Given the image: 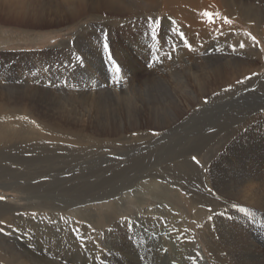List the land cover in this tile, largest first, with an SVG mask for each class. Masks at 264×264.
<instances>
[{
    "label": "rangeland",
    "instance_id": "rangeland-1",
    "mask_svg": "<svg viewBox=\"0 0 264 264\" xmlns=\"http://www.w3.org/2000/svg\"><path fill=\"white\" fill-rule=\"evenodd\" d=\"M31 1L37 8L14 3L0 8V130L5 129L0 139L1 263L221 264V259L234 264L232 250L224 246L236 225L234 199L227 194L235 189L238 195L240 176L229 161L246 168L264 150V2H250L257 13L252 28L229 18L226 29L237 30V36L220 30L204 39L189 34V25L163 11L145 13L137 21L131 14H114V0H91L90 6L85 0ZM17 11L23 22L14 20ZM240 34L256 38L262 53L259 60L254 57L256 62ZM140 37L141 47L133 42L127 49V40ZM62 40L70 41L66 48H54ZM208 72L217 74L213 78ZM112 104L120 111L114 122L108 117ZM235 137L239 145L218 157ZM227 157L221 172L236 186L222 195L209 185L216 166ZM221 222L224 237L217 231ZM26 256L35 261L29 263Z\"/></svg>",
    "mask_w": 264,
    "mask_h": 264
},
{
    "label": "bare ground",
    "instance_id": "bare-ground-1",
    "mask_svg": "<svg viewBox=\"0 0 264 264\" xmlns=\"http://www.w3.org/2000/svg\"><path fill=\"white\" fill-rule=\"evenodd\" d=\"M17 1L18 0H0V8L2 7V8H5V5L7 6H12L11 4L12 3H14L15 5V7H19V6H21V5H24V6H32L33 5V2L30 0H20L19 2H18V4H17ZM46 2V0H36V1H34V2ZM55 1V0H54ZM58 1V0H57ZM56 1V2H57ZM63 1H65V3H67L69 0H63ZM83 1L84 0H82V3H83ZM86 1H87V5H89L90 6V2H91V0H85V4H86ZM97 1V4H100V3H98L99 2V0H96ZM108 1V0H107ZM116 3H115V8H114V14L115 13H118L117 11H119V12H121L120 14L121 15H124V14H127V15H130L131 14V16H133L132 17V19L134 20V21H137L138 19H140V17H143V15L145 14V13H149V12H151V13H153V12H161V11H163V12H165L166 14H169L170 16H171V18L173 19V21H176V19L178 20L179 19V21L180 20H182V22H184V23H186L187 25H189L188 26V33L189 34H192L193 36H195V37H198V38H207V37H214L215 35L217 36V34H219L220 33V30H227L226 31V35H228V37H235V36H237L238 34H239V32L237 31V30H229V29H226V28H228V26H229V23H225L224 22V18L226 17L227 19H229V18H231V19H237L238 21H240V22H238V23H242L241 21H243V23L244 24H250L249 26H251V28H252V25H253V23L255 22L254 21V19H257L256 17V11H255V8L253 9L252 8V6H251V4H250V2H251V0H114ZM253 1H257V0H253ZM261 1H263L264 2V0H261ZM61 2H62V0H61ZM94 2V1H93ZM74 3V2H73ZM55 4V3H54ZM57 4V3H56ZM69 4V3H68ZM76 4H78V3H76ZM93 4V3H92ZM114 4V3H113ZM18 5V6H17ZM39 5V4H38ZM62 6H66V5H63V4H61ZM94 5V4H93ZM45 6H46V4H45ZM58 6V5H57ZM61 6V7H62ZM32 7H36V6H32ZM53 7V6H52ZM60 7V6H59ZM109 7H111V6H109ZM257 7V6H256ZM8 8V7H7ZM27 8V7H26ZM31 8V7H30ZM37 8V7H36ZM56 8V7H55ZM74 8V7H73ZM76 8H79V7H76ZM107 8V7H106ZM112 8V7H111ZM14 9V8H13ZM27 9H29V8H27ZM100 9V8H99ZM260 9V8H259ZM11 10V9H10ZM17 10V9H16ZM54 11H55V9H53ZM52 10V11H53ZM66 10V9H65ZM77 10V9H76ZM81 10V9H80ZM85 10V9H84ZM108 10V9H107ZM112 10V9H111ZM261 10V9H260ZM20 11H21V8H20ZM23 11V10H22ZM21 11V12H22ZM59 11V10H58ZM62 11V10H61ZM67 11V10H66ZM71 11H73L72 9H70V11L69 12H71ZM86 11V10H85ZM85 11H84V13H85ZM102 11V10H101ZM40 12V11H39ZM42 12V11H41ZM40 12V13H41ZM57 12V11H56ZM60 12V11H59ZM79 12V11H78ZM204 12H208L209 14H210V16L209 17H206V16H204L203 15V13ZM16 14H14L13 15V17H14V20H20V21H22L23 22V20L25 19H23V17H20V15L18 16V14H19V12L17 11V12H15ZM83 13V14H84ZM103 13H105V12H103ZM123 13V14H122ZM217 13H218V15H217ZM259 13H261V12H259ZM21 14V13H20ZM65 14V13H64ZM69 14H71V13H69ZM81 14V13H80ZM156 14V13H155ZM263 14V13H262ZM39 15V14H38ZM40 15H43V14H40ZM57 15V14H56ZM55 15V16H56ZM63 15V14H62ZM72 15V14H71ZM70 15V16H71ZM76 15V14H75ZM89 15V14H88ZM149 15H151V14H149ZM153 15V14H152ZM25 16H26V14H25ZM54 16V15H53ZM60 16V15H59ZM67 16V15H66ZM69 16V15H68ZM84 16H86L87 17V15H84ZM83 16V17H84ZM93 16V15H92ZM61 17V16H60ZM59 17V18H60ZM91 17V16H90ZM259 17V16H258ZM71 18V17H70ZM100 18V17H99ZM103 18V17H102ZM57 19V18H56ZM61 19H63V17L61 18ZM66 19V18H65ZM78 19V18H77ZM104 19V18H103ZM107 19V18H106ZM72 20V19H71ZM80 20V19H79ZM26 21V20H25ZM73 21V20H72ZM117 21H118V19H117ZM262 21V20H261ZM120 22V21H119ZM120 24V23H119ZM176 24V23H175ZM185 24V25H186ZM255 24V23H254ZM258 24V23H257ZM178 25V24H177ZM176 25V26H177ZM181 25V24H180ZM242 25V24H241ZM83 26V27H82ZM80 28L81 29H83V30H85L86 29V32H87V27H85L84 25H82ZM125 26V25H124ZM182 26V25H181ZM255 26V25H254ZM232 27V26H231ZM245 27V26H244ZM258 27H260V26H258ZM233 28V27H232ZM237 28V27H236ZM254 28V27H253ZM94 29V28H93ZM240 29V28H239ZM241 30V29H240ZM239 30V31H240ZM254 30V29H253ZM257 30V29H256ZM264 30V29H263ZM263 30H262V32H263ZM236 31V32H235ZM222 32V31H221ZM79 33H81V32H77L74 36H78L79 35ZM245 33V32H244ZM247 33V32H246ZM87 34V33H86ZM84 35V34H83ZM261 35V34H260ZM81 36V35H80ZM87 36V35H86ZM240 36L242 37V38H244L245 39V42L248 44V46L250 47H248V49H247V52H248V54L250 55V57H252V59H253V61H254V57H257V59H258V57H261V54L262 53H260V51L256 48V42H254L252 39L250 40L248 37H244V34H240ZM253 37V36H252ZM261 37H262V39H264L263 38V36L261 35ZM241 39V38H240ZM259 39V38H258ZM73 41V40H72ZM81 41V40H80ZM86 41V40H85ZM128 41H129V44H127L128 43ZM142 41H143V37H140V38H137L136 40H132V38H130L129 40H127V42L125 43L126 44V47H127V49L129 48V49H131V44L134 42V44L135 45H139L140 47L142 46ZM244 41V40H243ZM69 42L70 41H68V40H62V41H60L59 42V44L56 46V47H54V48H61L62 49V47L64 46H66V45H68L69 44ZM92 42V41H91ZM90 42V43H91ZM71 44V43H70ZM75 44H76V42H75ZM81 44V43H80ZM84 44V43H83ZM76 46V45H75ZM122 46V45H121ZM69 47V46H68ZM66 48V47H65ZM73 48L74 47H72V50H73ZM123 48H124V46H123ZM245 49H246V47H245ZM48 50H54V49H48ZM60 50V49H59ZM139 50V49H138ZM55 51V50H54ZM119 51V50H118ZM64 52H65V50H64ZM125 52H127V51H125ZM136 52V51H135ZM50 53V52H49ZM54 54V53H53ZM57 54H60V53H57ZM65 54V53H64ZM45 55V54H44ZM47 56V55H46ZM55 56V55H54ZM128 56V55H127ZM58 57V56H57ZM238 57H240V55L238 56ZM243 57V56H242ZM246 57H248V55L246 56ZM47 58V57H46ZM49 58H50V56H49ZM132 59V58H131ZM249 59V58H248ZM248 59H247V61H246V65H248V67L250 66V68L249 69H251V67H253L254 65H252L251 63H252V61H251V63L250 64H248L249 62H248ZM52 60V59H51ZM130 60V59H129ZM195 60V59H194ZM232 60V59H231ZM236 60V59H235ZM245 60V59H244ZM259 60V59H258ZM248 62V63H247ZM254 62H256V61H254ZM253 62V64H255ZM258 62V61H257ZM125 63V62H124ZM126 63L127 64H129L130 62L127 60L126 61ZM188 63H190V62H188ZM187 63V64H188ZM192 63V62H191ZM201 63V62H200ZM240 63V62H239ZM263 63V62H262ZM137 63H132V67H133V65H136ZM199 64V63H198ZM242 64V63H241ZM261 64V63H260ZM201 65V64H200ZM200 65H199V67H200ZM229 65V64H228ZM242 65H244V64H242ZM245 65V66H246ZM137 66H138V64L136 65V68H137ZM192 66V65H191ZM198 66V65H197ZM202 66H204V65H202ZM201 66V67H202ZM233 66V65H232ZM238 66V65H237ZM183 67V66H182ZM199 67L197 68V69H199ZM247 67V68H248ZM263 68H264V65L262 66ZM135 68V69H136ZM233 68H235V67H233ZM185 69V68H184ZM259 69V68H258ZM261 69V68H260ZM259 69V70H260ZM134 70V68H131V71H133ZM142 70V69H141ZM140 70V71H141ZM232 70V69H231ZM246 70H248V69H246ZM259 70H256V71H259ZM198 71H200V70H198ZM205 71V70H204ZM191 72V71H190ZM222 72V71H221ZM136 73V72H135ZM189 73V72H188ZM195 73V72H194ZM193 73V74H194ZM197 73V72H196ZM195 73V74H196ZM200 73H202V72H200ZM200 73H198V74H200ZM209 73V72H208ZM211 73V72H210ZM209 73V74H210ZM214 73H216V72H214ZM214 73H211L212 74V76H213V74ZM217 73H218V71H217ZM216 73V74H217ZM224 73V72H223ZM226 73V72H225ZM236 73V72H235ZM250 73H253V72H250ZM168 74H170V73H168ZM204 74V73H203ZM208 74V75H209ZM210 74V75H211ZM228 74V73H227ZM242 74H244V73H242ZM190 75V74H189ZM189 75H187V76H189ZM210 75H209V77H210ZM218 75L220 76V74L218 73L217 74V78H218ZM226 75V74H225ZM231 75V74H230ZM258 75V74H257ZM260 75V74H259ZM192 76V75H191ZM197 76V75H196ZM202 76V75H201ZM214 76H216L215 74H214ZM214 76H213V78H214ZM195 77V76H194ZM194 77H193V79H194ZM231 77V76H230ZM234 77V76H233ZM245 76L243 75V78H244ZM261 77V76H260ZM200 80H202L203 78H200V76L198 77ZM206 78V77H205ZM216 78V77H215ZM216 78V79H217ZM225 78V77H224ZM238 78H239V76H238ZM256 78V77H255ZM264 78V77H263ZM189 79H191V77H189ZM192 79V80H193ZM219 79V78H218ZM217 79V80H218ZM221 79V78H220ZM151 80V79H150ZM195 80V79H194ZM210 80H212V79H210ZM209 80V81H210ZM229 80V79H228ZM260 80V79H259ZM263 80V79H262ZM190 81V80H189ZM188 81V82H189ZM196 81V80H195ZM195 81H193V82H195ZM198 81V80H197ZM204 81V80H203ZM206 81V80H205ZM216 81V80H215ZM221 81V80H220ZM261 81V80H260ZM146 83H148L149 82V79H147L146 81H145ZM187 82V81H186ZM199 82H201V81H199ZM212 82V81H211ZM224 82V81H223ZM236 82V81H235ZM174 83V82H173ZM190 83V82H189ZM188 83V84H189ZM197 83V82H196ZM207 83H208V79H207ZM141 84V83H140ZM155 84V83H154ZM175 84V83H174ZM182 84V83H181ZM181 84H180V86H181ZM205 84H206V82H205ZM254 84V83H253ZM150 85V84H149ZM186 85H187V83H186ZM201 84H199V86H200ZM202 85H204L203 84V82H202ZM223 85H226V84H223ZM256 85V84H255ZM143 86H145V85H143ZM142 86V87H143ZM197 86V85H196ZM209 86V85H208ZM214 86V85H213ZM217 86V85H216ZM136 87V86H135ZM134 87V88H135ZM179 87V86H178ZM183 87V86H182ZM198 87V86H197ZM201 87H203V88H205L204 86H201ZM200 87V88H201ZM215 87V86H214ZM218 87V86H217ZM221 87V86H220ZM149 88V87H148ZM165 89H166V87H164ZM177 88V87H176ZM184 88V87H183ZM199 88V87H198ZM206 88H207V86H206ZM205 88V89H206ZM216 88V87H215ZM138 89V88H137ZM145 89V88H144ZM187 89H188V87H187ZM202 89V88H201ZM213 89V88H212ZM151 90V89H150ZM169 90V89H168ZM168 90H167V93H169L168 92ZM176 90V89H175ZM215 90V89H214ZM30 91V90H29ZM237 91V90H236ZM144 92V91H143ZM143 92H142V94H143ZM156 92V91H155ZM160 92V91H159ZM206 92V91H205ZM211 92V91H210ZM215 92V91H214ZM27 93V91L25 92V94ZM36 93H37V91H36ZM36 93L34 94L33 93V95H35V97H36ZM131 93V92H130ZM129 93V94H130ZM171 93V92H170ZM177 92L175 91V94H176ZM179 93V92H178ZM240 93V92H239ZM244 93V92H243ZM24 93H23V95H25ZM144 94H145V92H144ZM143 94V95H144ZM147 92H146V96H147ZM149 94H150V92H149ZM174 94V93H173ZM174 94V95H175ZM203 94H205L204 92H203ZM30 95V94H29ZM39 95V93H37V96ZM131 95H132V93H131ZM142 95V96H143ZM178 95H180V93L178 94ZM177 95V96H178ZM182 95V94H181ZM184 95H186L185 93H184ZM241 95V94H240ZM41 95H39V98L38 99H43V97H40ZM89 96V95H88ZM99 96V95H98ZM104 96H106V95H104ZM108 96H109V94H108ZM108 96H106V97H108ZM141 96V97H142ZM176 96V97H177ZM238 96V95H237ZM26 97H27V100H28V97H30V96H27V94H26ZM53 97V96H52ZM51 97V98H52ZM61 97V96H60ZM70 97V96H69ZM86 97H87V95H86ZM86 97H84V98H86ZM94 97V96H93ZM130 97V96H129ZM128 97V98H129ZM144 97V96H143ZM159 97V96H158ZM182 97H184L183 95H182ZM33 98H34V96H33ZM75 98V97H74ZM79 98V97H78ZM78 98H77V101H78ZM90 98V97H89ZM101 98V97H100ZM112 98V97H111ZM131 98V97H130ZM146 98V97H145ZM150 98H151V96H150ZM149 98V99H150ZM234 98V97H233ZM240 98V97H239ZM242 98H243V96H242ZM30 99V98H29ZM63 99V98H62ZM97 99H99L98 97H97ZM108 99H110V98H108ZM107 99V100H108ZM113 99V98H112ZM141 99V98H140ZM168 99V98H167ZM180 99V98H179ZM182 99V98H181ZM180 99V100H181ZM235 99V98H234ZM238 99V98H237ZM26 100V99H25ZM57 100V99H56ZM71 100V99H70ZM76 100V99H75ZM79 100H81V99H79ZM92 100H93V98H92ZM106 100V99H105ZM104 100V101H105ZM169 100V99H168ZM183 100V99H182ZM227 100V99H226ZM239 100H241V99H239ZM238 100V101H239ZM243 100V99H242ZM28 101H30L31 102V100H28ZM58 101V100H57ZM72 101H73V99H72ZM83 101V100H82ZM96 101V100H95ZM100 101V100H99ZM128 101H129V99H128ZM135 101H137L136 99H135ZM157 101V100H156ZM177 101V100H176ZM236 101V100H235ZM29 102V103H30ZM35 102V101H34ZM36 102H40V101H36ZM43 102V101H42ZM47 102V101H46ZM71 102V101H70ZM87 102H88V100H87ZM86 102V103H87ZM102 102V101H101ZM100 102V103H101ZM120 102V101H119ZM125 102V101H124ZM155 102V101H154ZM158 102V101H157ZM178 102V101H177ZM180 102V101H179ZM178 102V103H179ZM182 102V101H181ZM225 102V101H224ZM41 103V102H40ZM48 103V102H47ZM47 103H45L46 105H48ZM68 103V102H67ZM77 103V102H76ZM82 103V102H81ZM84 103V102H83ZM82 103V104H83ZM89 104H90V102H88ZM97 105H98V102H95ZM109 103V102H108ZM115 102L113 101V104H114ZM117 103V102H116ZM131 103H133V101H131ZM138 103V102H137ZM184 103V102H183ZM226 103H228V102H226ZM231 103V102H230ZM32 104V103H31ZM30 104V105H31ZM37 104V103H36ZM39 104V103H38ZM42 104H44V103H42ZM66 104V103H65ZM68 104H70V103H68ZM75 104V103H74ZM73 104V105H74ZM80 104V103H79ZM79 104L77 105V106H79ZM85 104V103H84ZM92 104V103H91ZM90 104V105H91ZM111 105V107L112 108H114L113 109V113L111 114V116H108V117H112V121H113V116L114 115H116L117 116V114L119 115V110H118V105H122V104H124L123 103V101H122V103L120 104V103H118V105L116 104V105ZM158 104V103H157ZM180 104V103H179ZM17 105V104H16ZM40 105V104H39ZM50 105V104H49ZM60 105H62V106H64V104H60ZM72 105V106H73ZM81 105V104H80ZM87 105V104H86ZM86 105H84V106H86ZM93 105H95V104H93ZM100 105V104H99ZM104 105V104H103ZM181 105V104H180ZM183 105V104H182ZM236 105H238L237 103H236ZM23 106H25V105H23ZM37 106V105H36ZM42 106V105H41ZM44 106V105H43ZM70 106V105H69ZM92 106V105H91ZM96 106V105H95ZM94 106V107H95ZM118 106V107H117ZM129 106H130V104H129ZM139 106V105H138ZM145 106V105H144ZM147 106V105H146ZM157 106V105H156ZM177 107H181V108H183L184 109V107H182V106H178V104L176 105ZM185 106V105H184ZM25 107H27V104H26V106ZM50 107V106H49ZM74 107H76V106H74ZM93 107V106H92ZM97 107V106H96ZM121 107H123V106H121ZM120 107V109H122V110H124L123 108H121ZM148 107V106H147ZM151 107V106H150ZM160 107V106H159ZM168 107V106H167ZM186 107V106H185ZM238 107H239V105H238ZM11 108V107H10ZM9 108V109H10ZM12 108H14V106L12 107ZM12 108H11V110H12ZM43 108V107H42ZM41 108V109H42ZM62 108V107H61ZM79 108H80V106H79ZM86 108V107H85ZM100 108V107H99ZM105 108H106V106H105ZM104 108V109H105ZM139 108V107H138ZM145 108V107H144ZM187 108H188V106H187ZM1 109V108H0ZM6 109V108H5ZM14 109H16V107L14 108ZM27 109H28V107H27ZM37 109H38V107H37ZM44 109V108H43ZM97 109V108H96ZM104 109H103V111H104ZM109 109V108H108ZM146 109V108H145ZM150 109V108H149ZM186 109V108H185ZM189 109V108H188ZM247 109V108H246ZM10 110V111H11ZM50 110V109H49ZM94 110H95V108H94ZM93 110V111H94ZM112 110V109H111ZM115 110V111H114ZM136 110V109H135ZM151 110H152V108H151ZM158 111H157V114H158V112H159V109H157ZM160 110H162V113L164 112L163 110V108H161ZM172 110V109H171ZM178 110H180V108L178 109ZM190 110V109H189ZM229 110V109H228ZM1 111V110H0ZM31 111V110H30ZM90 111V110H89ZM102 111V112H103ZM153 111V110H152ZM156 111V110H155ZM154 111V113H156ZM183 111V110H182ZM246 111V110H245ZM248 111V110H247ZM21 112V111H20ZM24 112V111H23ZM32 112V111H31ZM30 112V113H31ZM91 112H92V108H91ZM90 112V113H91ZM133 112V111H132ZM140 112V111H139ZM185 112H187V111H185ZM28 112H26V114H27ZM30 113H28V114H30ZM39 113V112H38ZM97 115H96V117H99V115H100V111H99V109L97 110ZM122 113V112H121ZM126 113V112H125ZM152 113V112H151ZM150 113V114H151ZM161 113V112H160ZM180 113V112H179ZM183 113H184V111H183ZM240 113V112H239ZM27 114V116H29ZM34 114V113H33ZM41 114H43V113H41ZM94 114V113H93ZM104 114V113H103ZM149 114V115H150ZM153 114V113H152ZM151 114V115H152ZM164 114H165V116H166V113L164 112ZM186 114V113H185ZM225 114H227V113H225ZM232 114V113H231ZM250 114V113H249ZM10 115V114H9ZM43 115H45V114H43ZM49 115V114H48ZM105 115V114H104ZM107 115V114H106ZM108 115H110V114H108ZM123 115V114H122ZM125 115V114H124ZM133 115V114H132ZM140 115V114H139ZM154 115V114H153ZM161 115V114H160ZM174 115V114H173ZM23 116V115H22ZM35 116V115H34ZM102 116V115H101ZM116 116H115V119H116ZM137 116V115H136ZM143 116H145V115H143ZM143 116H142V118H143ZM164 116V117H165ZM181 116V115H180ZM183 116V118L186 116V115H182ZM89 118H91L92 117V115H89L88 116ZM126 117V116H125ZM140 117V116H139ZM233 117V116H232ZM231 117V118H232ZM250 117V116H249ZM260 117V116H259ZM24 118H25V116H24ZM32 117H30V119H31ZM34 118V117H33ZM93 119H94V116L92 117ZM101 118V117H100ZM104 118V117H103ZM123 118V117H122ZM130 118H132V117H130ZM145 118V117H144ZM149 118V117H148ZM181 118V117H180ZM224 118V117H223ZM256 118V117H255ZM12 119V118H11ZM29 119V118H28ZM46 119V118H45ZM111 119V118H110ZM110 119H109V121H110ZM117 119H119V117L117 118ZM126 119H127V117H126ZM129 119V118H128ZM138 119V118H137ZM156 119V118H155ZM165 120H166V118H164ZM177 119V118H176ZM176 119H174V121L176 120ZM227 119V118H226ZM5 120V119H4ZM4 120H3V122H4ZM21 120V119H20ZM49 120V119H48ZM52 120V119H51ZM51 120H49V121H51ZM54 120V119H53ZM84 120L86 121L87 119H85L84 118ZM90 120V119H89ZM88 120V121H89ZM96 120H98V119H96ZM104 120H105V118H104ZM148 120V119H147ZM170 120V119H169ZM179 120L180 119H177L176 120V122L177 123H181V122H183V121H181V122H179ZM232 120V119H231ZM14 121V120H13ZM13 121H11V122H13ZM93 121V120H92ZM92 121H90V122H92ZM99 121H100V119H99ZM102 121V120H101ZM108 121V122H109ZM110 122V123H112L111 125H113V122ZM121 121V120H120ZM128 121V123L130 122L129 120H127ZM164 121V120H163ZM171 121H172V119H171ZM1 122V121H0ZM9 122V121H8ZM18 122V121H17ZM20 122H22V121H20ZM37 122V121H36ZM97 123H98V121H96ZM108 122H107V125H108ZM116 122L118 123L119 121H117L116 120ZM161 122V121H160ZM166 122V121H165ZM228 122V121H227ZM232 122V121H231ZM251 122V121H250ZM260 122H262V121H260ZM93 123V122H92ZM94 123H95V121H94ZM120 123H123V122H120ZM119 123V124H120ZM184 123V122H183ZM233 123V122H232ZM234 123H235V121H234ZM6 124H8V123H6ZM10 124V123H9ZM23 124V123H22ZM51 124H53L52 122H51ZM76 124V123H75ZM86 124V123H85ZM104 124V123H103ZM124 124V123H123ZM126 124V123H125ZM138 124V123H137ZM136 124V125H137ZM185 124V123H184ZM183 124V125H184ZM251 124V123H250ZM5 125V124H4ZM98 125V124H97ZM116 125V124H115ZM118 125V124H117ZM171 125V124H170ZM172 125H174V124H172ZM182 125V124H181ZM248 125H249V122H248ZM260 125V124H259ZM3 126V125H2ZM109 126V125H108ZM114 126V125H113ZM113 126H112V128H113ZM123 126V125H122ZM121 126V127H122ZM135 126V125H134ZM138 126V125H137ZM164 126H166V125H164ZM18 127V126H17ZM16 127V128H17ZM37 127H38V125H37ZM37 127H35V128H37ZM102 127V126H101ZM104 127V126H103ZM220 127V126H219ZM9 128H10V125H9ZM111 128V129H112ZM116 128V127H115ZM138 128H139V126H138ZM158 128V127H157ZM160 128V127H159ZM1 129V128H0ZM38 129H40L39 127H38ZM50 129H54V128H50ZM83 129H84V126H83ZM114 129V128H113ZM181 129V128H180ZM3 130H5V129H3ZM3 130H0V139H3L2 137L5 135V133L3 134ZM18 130V129H17ZM104 130V129H103ZM117 130H118V128H117ZM120 130V129H119ZM3 131V132H2ZM36 131V130H35ZM38 131V130H37ZM52 131H54V130H52ZM64 131H66V130H64ZM63 131V132H64ZM115 131V130H114ZM114 131H112V132H114ZM120 131H122V130H120ZM69 132V131H68ZM98 132V131H97ZM107 132V131H106ZM119 132V131H118ZM117 132V133H118ZM125 132V131H124ZM9 133V132H8ZM60 133H61V131H60ZM103 133V132H102ZM120 133V132H119ZM122 133V132H121ZM12 134V133H11ZM65 134H67V133H65ZM123 134V133H122ZM57 135V134H56ZM70 134L68 133V136H69ZM85 135V134H84ZM71 136V135H70ZM73 136V135H72ZM88 136V135H87ZM86 136V137H87ZM90 136V135H89ZM201 136V135H200ZM237 136V135H236ZM242 136V135H241ZM263 136V135H262ZM76 137V136H75ZM207 137V136H206ZM71 138V137H70ZM94 138V137H93ZM92 138V139H93ZM186 138V137H185ZM189 138V137H188ZM203 138V137H202ZM218 138V137H217ZM235 138H237V137H235ZM253 138V137H252ZM76 139V138H75ZM91 139V140H92ZM8 140V139H7ZM88 140H89V138H88ZM203 140V139H202ZM206 140V139H205ZM208 140H210V138L208 139ZM255 141V140H254ZM151 142H153V141H151ZM203 142V141H202ZM227 142H228V144L226 145V147L223 149L224 151L222 152V150H220L219 152H217L218 154H217V156L219 157V155L220 154H223V153H230V152H232V149H233V147H234V145H236L237 143H239L240 142V140L237 138V139H228L227 140ZM14 143H16V142H14ZM225 143V142H224ZM46 144V143H45ZM260 144V143H259ZM0 145H2V144H0ZM8 145V144H7ZM239 145V144H238ZM238 145H236V146H238ZM11 146H13V145H11ZM207 146V145H206ZM261 147V146H260ZM235 150V149H234ZM257 150H258V148H257ZM260 150V149H259ZM210 151H212V150H210ZM165 152H167V151H165ZM170 152V151H169ZM255 153V152H254ZM161 154H162V152H161ZM164 156V155H163ZM234 156V155H233ZM159 157V156H158ZM217 157V158H218ZM239 158V157H238ZM241 158V157H240ZM177 159V158H176ZM211 159V158H210ZM225 159H228V157L227 158H224L223 159V161L221 162V163H219L216 167H217V169H218V172H217V174L214 176V178L213 179H211V181H212V184H210L209 186L210 187H212V188H214V189H216V190H218V191H220L221 193H223L222 195H226L225 193H226V191L228 190V189H230V188H234L235 186H236V184L234 183V182H232V180L229 178V176L227 177V176H224L223 174H222V172H221V168H222V165H224V160ZM217 160V159H216ZM213 161L214 160H212L210 163H213ZM160 162V161H159ZM158 162V163H159ZM162 162V161H161ZM228 162V161H227ZM238 161H236V162H234L233 161V159H230V161H229V165L231 166V167H237V168H235V171L236 172H238L237 174L240 176L239 178H240V184L237 186V188H236V190H237V193H238V195H236V196H234V192H236L235 191V189H234V191L233 192H230V190H229V192H228V194H227V196L228 197H232L234 200H232L233 202L231 203V207H234L233 208V212H235V216H236V221H235V229L234 230H230L231 231V234H232V238H226V240H225V238H224V242H225V244H224V246L226 247V248H228V249H231L232 251H231V254H229V256H231V260H232V263H234V264H264V150H262L261 151V153H259V152H257V153H255L254 154V158H253V160L250 162L249 161V163H248V166L246 167V168H242V164L241 163H237ZM209 163V164H210ZM164 164V163H163ZM228 165V166H229ZM227 166V165H226ZM224 167V166H223ZM241 167V168H240ZM210 168H211V166H210ZM209 168V169H210ZM186 171H188V170H186ZM189 171H190V169H189ZM225 171V170H224ZM185 173V172H184ZM228 173V172H227ZM121 176V175H120ZM128 176V175H127ZM232 176V175H231ZM235 181H236V179H234ZM233 180V181H234ZM238 181V180H237ZM153 183V182H152ZM154 184H155V182H154ZM153 184V185H154ZM238 184V183H237ZM152 187V186H151ZM32 195V194H31ZM212 198H217V197H215V196H213V195H210ZM221 201L222 202H224L225 201V199H223V198H221ZM223 224L224 223H217V231L221 234V228L223 227ZM226 226V225H225ZM226 228H227V226H226ZM228 229V228H227ZM212 234V233H211ZM213 235V234H212ZM214 236V235H213ZM221 236L222 237H224L225 235H223V234H221ZM27 243V242H26ZM12 250V249H11ZM18 250V249H17ZM10 251V250H9ZM12 254V253H11ZM9 255V254H8ZM33 255H35V254H33ZM4 256V255H3ZM3 256H2V253H0V264H3V263H1L4 259H3ZM24 257V256H23ZM27 257V256H26ZM34 257V256H33ZM14 259H15V257H13ZM6 259V258H5ZM11 259H12V257H11ZM11 259H9L10 261H11ZM23 258L22 257H20V258H18L17 257V261L18 262H20L21 260H22ZM25 259H27L28 260V262L30 261L31 263H33V261H35V260H33V259H30V257H27V258H25ZM24 260V259H23ZM31 260H33V261H31ZM219 260V262L221 263V264H224V261L223 260H221V259H218ZM6 261V260H5ZM8 261V260H7ZM9 261V262H10ZM14 261V260H13ZM37 261V260H36ZM44 261V260H43ZM103 261V260H102ZM29 262V263H30ZM26 263V262H25ZM25 263H22V264H25ZM35 263V262H34ZM33 263V264H34ZM37 263H39V260H38V262ZM10 264H13L12 262L10 263ZM20 264V263H19ZM40 264V263H39ZM50 264V263H49ZM52 264V263H51Z\"/></svg>",
    "mask_w": 264,
    "mask_h": 264
},
{
    "label": "snow or ice",
    "instance_id": "snow-or-ice-1",
    "mask_svg": "<svg viewBox=\"0 0 264 264\" xmlns=\"http://www.w3.org/2000/svg\"><path fill=\"white\" fill-rule=\"evenodd\" d=\"M203 15L206 16V17H209V16H210V14H209L208 12H204ZM217 15H218V13H217ZM224 22H225V23H231V21L228 20L226 17L224 18ZM153 34H155V32H154ZM180 35H181V38H183V34H180ZM246 35H249V36H250V34H247V33H246ZM250 38H251L254 42L256 41V38H255V37H250ZM185 45L188 46V47L190 48V45H188V42H187L186 40H185ZM240 47L243 48L244 45L241 44ZM103 50H104L105 53L108 54V60H109V62H112V63H113V67H114V69L118 72V71H119V68H117V67L115 66V63L112 61V56H111V54H110V52H109V44H108L107 42H104V43H103ZM173 50H175V49H173ZM262 50H264V49H262ZM169 58H170V57H169ZM20 119H25V118H24V117H21ZM154 134H155V133H154ZM193 160H196V157H193ZM197 162H198V161H197ZM0 199H3V197H0Z\"/></svg>",
    "mask_w": 264,
    "mask_h": 264
}]
</instances>
